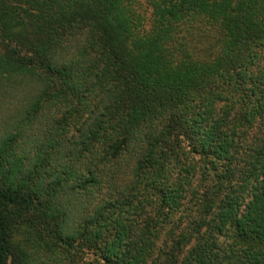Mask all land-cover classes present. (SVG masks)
I'll return each mask as SVG.
<instances>
[{"label": "trees", "instance_id": "obj_1", "mask_svg": "<svg viewBox=\"0 0 264 264\" xmlns=\"http://www.w3.org/2000/svg\"><path fill=\"white\" fill-rule=\"evenodd\" d=\"M0 264H264V0H0Z\"/></svg>", "mask_w": 264, "mask_h": 264}]
</instances>
